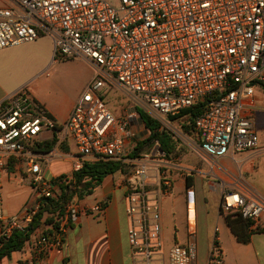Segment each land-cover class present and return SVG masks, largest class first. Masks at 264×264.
Instances as JSON below:
<instances>
[{"label": "built area", "instance_id": "obj_1", "mask_svg": "<svg viewBox=\"0 0 264 264\" xmlns=\"http://www.w3.org/2000/svg\"><path fill=\"white\" fill-rule=\"evenodd\" d=\"M5 1L0 7V51L46 36L57 59H82L94 73L62 126L30 96L28 87L1 109L0 170L11 160L23 163L39 200L18 215L0 214V248L28 229L43 200L56 197L54 182L38 162L45 155L33 149L51 132L58 134V146L73 141L80 158L74 172L101 160L124 166L127 235L136 264H192L188 246L175 243L167 253L164 249L160 196L171 192L167 169L172 164L159 142L130 157L139 116L116 118L102 95L110 87L128 95L163 128L170 117L216 97L194 128L202 150L213 158L207 162L232 181L229 189L220 180V211L239 214L252 232H264V192L252 190L241 174H228L215 161L260 148L253 100L257 90L264 92V0H118L116 6L107 0ZM102 210L99 204L74 199L58 228L40 234L20 264H40L51 250L62 248L71 221ZM208 264H223L216 247Z\"/></svg>", "mask_w": 264, "mask_h": 264}, {"label": "crops", "instance_id": "obj_2", "mask_svg": "<svg viewBox=\"0 0 264 264\" xmlns=\"http://www.w3.org/2000/svg\"><path fill=\"white\" fill-rule=\"evenodd\" d=\"M0 3H2L0 7L6 5L5 0H1ZM20 46L0 51V111L14 94L41 74V72H36L29 79V76L24 73L21 69L22 56L17 50ZM53 49L54 44L53 48L51 44L49 54ZM93 73L91 70V79ZM77 98L67 103L48 100H40V102L46 106L57 124L62 126L67 122ZM260 100H264L262 94H255L253 103L256 108ZM112 113L116 118L123 116H118L113 111ZM140 125L146 130L139 117L138 124L133 128L136 129ZM50 134L46 137L44 134L43 141H51L56 137L58 142V134ZM258 135L261 139L258 150L230 153L215 161L226 173L241 174L252 190L263 193L264 143L262 142L264 140L260 133ZM189 137L194 143L190 151V163L187 159L185 164H175L170 161L172 166H169L167 171L173 185L170 194L160 196L165 252L167 253L175 243H179L188 246L192 264H208L209 256L216 247L222 255L223 264H264V232H252L248 244H241L237 241L227 226L224 216L220 213L222 192L220 180H224L229 189L232 188V181L220 171L214 174L213 180L205 184L203 175L207 174L206 168L209 164L206 160L211 161L213 158L208 157L202 150L196 132ZM57 142L50 152L38 151L45 155L38 162L45 176L54 182L56 197L62 193L61 184L56 182L57 178L65 176V180H71L74 164L80 159L72 140L69 139L60 146ZM53 151L57 154L51 158L48 154ZM199 158L206 163L200 161L201 165L196 167L194 162H199ZM60 166H63V169H59ZM190 174H194V178H192V187L188 189L187 177H190ZM31 179L32 175L27 172V167L15 160L10 161L6 170H0V214L18 215L27 206L39 200L31 186ZM124 179L125 175L121 172L110 175L93 195L84 200L78 199L81 204L87 206L99 204L103 210L100 214L82 215L77 222L71 221L67 225L62 248L51 250L40 264H136L127 235L129 223ZM155 190L157 192L158 188ZM206 194L217 199L216 202L210 204L206 199L208 197ZM52 230L51 225L37 229L31 234L30 240L22 251L0 258V264H20L28 256L36 238L43 232H52Z\"/></svg>", "mask_w": 264, "mask_h": 264}, {"label": "rangeland", "instance_id": "obj_3", "mask_svg": "<svg viewBox=\"0 0 264 264\" xmlns=\"http://www.w3.org/2000/svg\"><path fill=\"white\" fill-rule=\"evenodd\" d=\"M107 1H109L114 6H116L118 3V0ZM0 5H2V3H0ZM50 43L52 44L53 48V41L49 37L44 36L34 43H28L17 48L18 52H20V55L22 56L21 69L29 76V79L31 76L35 75L36 72H41V74L37 78L33 79V81L28 83L26 87H28L30 96L39 102L40 100L54 101L56 103L72 102L77 97L79 98V96L90 83L92 69L90 65L82 59H56L54 49L52 50V53L49 54V48L51 45ZM256 94H262V97L264 98V92L261 90H257ZM102 95L105 97L110 109L116 115H138L137 105L121 90L115 87L106 88L102 92ZM256 110L257 112L254 114L256 129L264 140V100L259 101L258 108H256ZM163 129L171 132V134H173L174 137L179 141L177 155L175 154V156L170 159L167 158V161H171L175 164H185L187 159L188 163H190V151L194 143L190 140V137L183 132L179 122L172 121L167 127H164ZM136 131L137 141H143L149 136V133L144 130L141 125L136 128ZM50 133L51 132H48L44 135V137L50 136ZM135 142L136 141L131 142L130 154L135 147ZM262 143H264V141ZM148 149L149 148L146 150ZM200 161L202 163H206L203 159L199 158V162L195 161L194 165L199 167L201 165ZM207 166V174L203 175L205 184H207L208 181L213 180L215 173L221 171L212 167L210 164H207ZM161 168L162 167L159 169L162 171L167 169ZM59 169H63V166H60ZM189 176L194 178V174H190ZM221 198L222 196L220 195V208ZM206 199L210 204H214L217 200L212 198V196H208ZM209 209H211L210 206ZM220 213L221 215L225 216L223 212L220 211ZM212 229H214V227Z\"/></svg>", "mask_w": 264, "mask_h": 264}, {"label": "trees", "instance_id": "obj_4", "mask_svg": "<svg viewBox=\"0 0 264 264\" xmlns=\"http://www.w3.org/2000/svg\"><path fill=\"white\" fill-rule=\"evenodd\" d=\"M212 99L196 103L191 108L183 110L179 115L170 117V122H179L183 132L191 136L195 132L194 123L196 118L202 114L208 103L214 101L216 97H212ZM137 113L148 131L149 136L143 141L135 142V147L130 157H138L140 153L150 148L154 142L160 143L161 150L165 152L167 158L170 159L175 154L177 155L179 141L174 135L167 130H163L162 126L143 110L137 108ZM56 142V137L51 141L36 142L33 149L36 151L46 150L50 152L56 145ZM117 172H126L121 163L111 160H101L84 163L79 170L73 173L72 180L69 184L65 183V176L57 178L56 182L61 184V195L43 200L42 208L28 229L25 232H16L10 239L3 242L0 248V258L9 257L12 253L22 251L26 243L30 240L31 234L37 229L45 225H51L53 229H57L61 218L65 214L66 206L69 203L73 202L76 198L84 200L86 197L93 195L103 185L104 180L108 176ZM191 187L192 177H187V188L190 189ZM224 218L237 241L241 244H248L252 235L250 223L244 220L239 214H228Z\"/></svg>", "mask_w": 264, "mask_h": 264}]
</instances>
